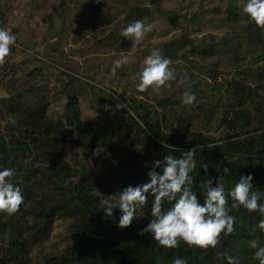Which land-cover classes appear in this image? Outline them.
<instances>
[{
	"label": "trees",
	"instance_id": "1",
	"mask_svg": "<svg viewBox=\"0 0 264 264\" xmlns=\"http://www.w3.org/2000/svg\"><path fill=\"white\" fill-rule=\"evenodd\" d=\"M151 2L158 4V0ZM148 11L147 7H136L128 19L142 20ZM164 15L173 28L180 27L178 12L169 10ZM246 37L254 49L264 52V36L250 21ZM162 48L171 63L188 60L190 54L199 52L208 57L214 54L213 48L196 44L185 35ZM256 63L219 82L208 100H203L206 91L195 80L193 93L202 100L197 99L194 105L184 106L181 99L161 100L160 107L170 109L174 115L169 123L165 115L161 116L164 125L154 122L155 112L148 106L142 104L130 110L119 96L106 94L109 105L115 108L117 103H125V109L117 110L127 119L116 123L102 140L98 139L96 122L81 118L80 91L73 88V83L80 81L73 75L68 76L64 90L68 99L65 120L49 115L47 95L31 82L20 84L15 92L0 99V169L15 170L11 182L20 187L24 196L15 214L0 213V264H172L176 257H183L187 264H226V255L237 257L239 264H258L250 245L255 240L264 246V233L256 228L264 217L243 207L231 208L230 200L227 207L236 218L235 230L230 235L222 233L217 246L206 250L183 242L175 249H165L149 234L140 235L152 218L151 196L136 212L132 224L123 229L117 226L119 209H114L111 217L102 210L103 202L117 199L123 188L147 183V173L155 160L165 155L180 158L192 148L197 151L196 168L190 173L191 187L201 203L210 177L223 183L227 192L241 175L251 174L253 190L264 194V64ZM17 71L13 69L12 73ZM213 116L217 126H225L224 134L217 136L207 130L210 126L205 125L213 121ZM199 117H203L204 127H188ZM129 128L135 130L133 135ZM74 134L79 135L74 143L83 150L100 147L123 158L105 161L97 173L86 165L75 167L62 156L67 139ZM225 167L230 169L227 174ZM169 207L171 204L165 202L163 208ZM62 219L69 221L68 246L60 253L44 254L34 261L33 248L44 244L56 221Z\"/></svg>",
	"mask_w": 264,
	"mask_h": 264
},
{
	"label": "rangeland",
	"instance_id": "2",
	"mask_svg": "<svg viewBox=\"0 0 264 264\" xmlns=\"http://www.w3.org/2000/svg\"><path fill=\"white\" fill-rule=\"evenodd\" d=\"M236 2L239 0H158V4L151 0H0V28L10 30L17 37L16 46L0 63V99L15 92L20 84L31 82L47 95L49 115L65 120L68 99L64 90L68 76L73 75L80 81L73 83V88L80 91L81 118L96 122L99 140L109 134L116 123L127 119V115L109 105L110 98L106 94L119 96L130 110L146 105L155 112L154 122L158 120L164 125L166 122L161 116L165 115L169 123L174 115L170 109L160 107L159 102L167 98L181 99L184 92H194L193 80L206 91L203 100H208L212 96L210 91L219 82L233 77L240 69L255 66L256 62L264 64V52L248 42L249 21ZM136 7L149 9L142 21L153 25V31L139 45L121 36V31L131 23L128 16ZM169 10L181 15L177 29L164 15ZM183 35L196 44L213 48L214 54L208 57L199 52L195 56L190 54L188 60L172 62L170 67L175 70L177 80L185 78L183 85L171 81L170 86L138 93L134 76L144 58L152 49L161 51L165 43ZM122 55H130L131 63L117 69L113 75L114 61ZM13 69L19 71L15 74ZM197 99L202 100V97L196 96ZM199 118L189 121L188 127H204L203 117ZM214 119L213 116V121L205 125L210 126L207 130L217 136L224 134L225 126H217ZM129 129L133 135L135 130ZM78 137V134L70 136L62 149L64 160L75 167L86 165L97 173L105 161L123 158L100 147L83 150L74 143ZM68 226V220L56 221L48 240L33 248L34 261L44 254L65 250L69 244Z\"/></svg>",
	"mask_w": 264,
	"mask_h": 264
},
{
	"label": "clouds",
	"instance_id": "3",
	"mask_svg": "<svg viewBox=\"0 0 264 264\" xmlns=\"http://www.w3.org/2000/svg\"><path fill=\"white\" fill-rule=\"evenodd\" d=\"M239 7L250 23L260 30V35L264 36V0H239ZM152 31L153 25L135 20L121 31V36L139 45ZM16 40L14 33L0 28V63L5 61L11 49L16 46ZM129 63L131 56L122 55L114 61L112 74L115 75L117 69ZM170 65L171 60L159 49H152L144 58L140 70L135 73L134 78L138 81L136 91L144 93L149 89L159 90L170 86L171 81L183 85L185 78L177 80L175 70ZM195 101L196 94L193 92L186 91L181 97L184 106H192ZM115 106L116 109L126 108L125 103H117ZM196 151V148H192L183 152L180 158L165 155L162 160H155L147 173V183L129 185L120 190L117 199L103 202L102 210L105 215L111 217L114 209H119L121 215L118 228L129 227L136 212L147 204L148 197L151 196L152 218L146 227L140 230V235L149 234L159 247L165 249H175L183 242L189 247L203 250L215 248L222 233L230 235L234 232L236 218L229 214V200L232 202L231 208L243 207L249 213L258 212L264 217V203L260 202L264 200V194L253 190L251 174L241 175L238 182L227 192L224 184L217 178H208L201 203L200 196L191 187L193 179L190 173L196 168ZM224 172L227 174L230 169L225 167ZM14 175L15 170L12 168L0 169V213L13 215L24 202L20 187L11 182ZM165 202L170 203L171 207L163 208ZM256 228L264 233V219L259 221ZM250 246L255 250L253 259L258 261V264H264V246L255 240ZM223 259L226 264H239L235 256L226 255ZM172 264H187V261L183 257H176Z\"/></svg>",
	"mask_w": 264,
	"mask_h": 264
}]
</instances>
